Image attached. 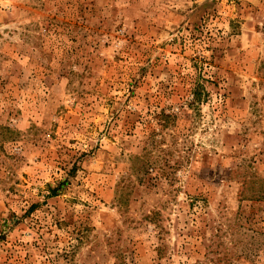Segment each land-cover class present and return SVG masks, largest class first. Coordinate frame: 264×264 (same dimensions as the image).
Here are the masks:
<instances>
[{"label":"rangeland","instance_id":"374dc122","mask_svg":"<svg viewBox=\"0 0 264 264\" xmlns=\"http://www.w3.org/2000/svg\"><path fill=\"white\" fill-rule=\"evenodd\" d=\"M0 264H264V0H0Z\"/></svg>","mask_w":264,"mask_h":264}]
</instances>
